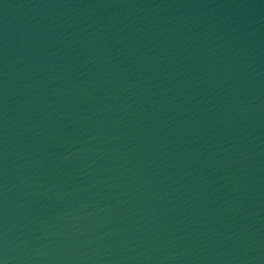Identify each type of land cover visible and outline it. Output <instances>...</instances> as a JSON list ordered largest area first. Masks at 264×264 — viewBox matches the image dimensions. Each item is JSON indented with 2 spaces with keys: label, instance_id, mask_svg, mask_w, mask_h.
Masks as SVG:
<instances>
[{
  "label": "water",
  "instance_id": "water-1",
  "mask_svg": "<svg viewBox=\"0 0 264 264\" xmlns=\"http://www.w3.org/2000/svg\"><path fill=\"white\" fill-rule=\"evenodd\" d=\"M0 264H264V0H0Z\"/></svg>",
  "mask_w": 264,
  "mask_h": 264
}]
</instances>
